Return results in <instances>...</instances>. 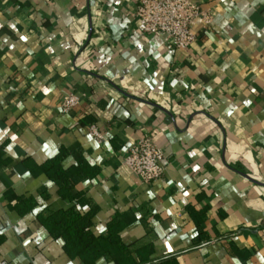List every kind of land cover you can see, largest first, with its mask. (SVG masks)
Here are the masks:
<instances>
[{"label":"crops","instance_id":"0c3cea01","mask_svg":"<svg viewBox=\"0 0 264 264\" xmlns=\"http://www.w3.org/2000/svg\"><path fill=\"white\" fill-rule=\"evenodd\" d=\"M193 1L211 23L170 49L138 29L139 0H0V264H84L39 221L71 208L97 237L123 221L136 264H264V0ZM147 134L152 183L125 164ZM62 150L97 170L79 199L32 172Z\"/></svg>","mask_w":264,"mask_h":264},{"label":"built area","instance_id":"2783aa9c","mask_svg":"<svg viewBox=\"0 0 264 264\" xmlns=\"http://www.w3.org/2000/svg\"><path fill=\"white\" fill-rule=\"evenodd\" d=\"M135 18L138 29L145 34L162 37L170 49H188L196 41L192 24L200 19L209 26L211 18L193 0H139ZM77 103L76 97L66 99L63 112H69ZM97 140L104 137L97 127L90 128ZM125 164L143 182L152 183L163 177L166 171L164 153L147 134L129 149Z\"/></svg>","mask_w":264,"mask_h":264},{"label":"trees","instance_id":"16d2710c","mask_svg":"<svg viewBox=\"0 0 264 264\" xmlns=\"http://www.w3.org/2000/svg\"><path fill=\"white\" fill-rule=\"evenodd\" d=\"M67 155L62 150L59 155L43 167L32 169L34 174L44 172L58 182L59 193L65 198L79 199L80 195L72 193V186L85 177H93L97 170L92 169L84 159L78 165L65 170L62 161ZM81 202V200H80ZM43 227L51 233H58L65 242L66 252L84 264H96L102 257H111L115 264H136L134 258L128 256V248L123 244L120 234L125 228L123 221L114 220L109 224L106 236H95L92 233L93 214H81L71 208L67 211H58L48 218L39 216ZM3 238L0 237V243Z\"/></svg>","mask_w":264,"mask_h":264}]
</instances>
